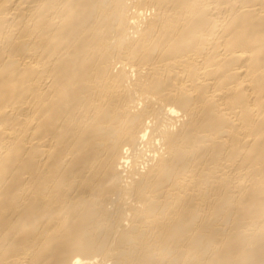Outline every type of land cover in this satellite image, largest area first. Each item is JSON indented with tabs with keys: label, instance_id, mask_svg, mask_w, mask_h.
Returning <instances> with one entry per match:
<instances>
[{
	"label": "bare ground",
	"instance_id": "bare-ground-1",
	"mask_svg": "<svg viewBox=\"0 0 264 264\" xmlns=\"http://www.w3.org/2000/svg\"><path fill=\"white\" fill-rule=\"evenodd\" d=\"M0 264H264V0H0Z\"/></svg>",
	"mask_w": 264,
	"mask_h": 264
}]
</instances>
